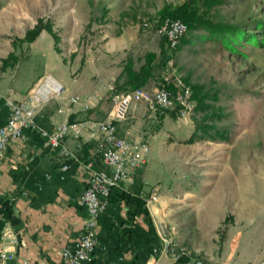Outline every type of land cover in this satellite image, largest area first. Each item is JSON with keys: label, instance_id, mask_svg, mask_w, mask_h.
<instances>
[{"label": "rangeland", "instance_id": "rangeland-1", "mask_svg": "<svg viewBox=\"0 0 264 264\" xmlns=\"http://www.w3.org/2000/svg\"><path fill=\"white\" fill-rule=\"evenodd\" d=\"M183 1L0 0V96L5 101L20 99L45 76L91 75V61L100 75H116L127 56L136 67L147 51L158 53L162 42L165 53L156 59L164 61L154 66L155 84L167 85L179 75L190 83L217 87L213 106L221 117L209 121L227 137L188 141L201 115L193 99L191 111L184 116L172 107L154 110L150 118L143 112L133 117L148 145L142 163L147 181L141 193L146 196L156 189L157 199L150 203L156 208L154 219L148 212L158 236L170 235L203 260L210 253L216 258L220 232L227 226V217L210 222L203 199L205 185L237 179L245 195H260V200L264 196V41L260 43L258 26V21L264 22V0H223L211 6L213 18L246 31L244 38L227 37L235 50L216 36H207L204 29L193 31L190 41L178 49L167 46L157 17L164 3ZM38 20L49 22L50 30L41 28L26 40V30ZM107 90H99L96 112L102 113L116 93ZM59 99L50 98L37 114L57 110ZM95 152L100 157V151Z\"/></svg>", "mask_w": 264, "mask_h": 264}, {"label": "crops", "instance_id": "crops-1", "mask_svg": "<svg viewBox=\"0 0 264 264\" xmlns=\"http://www.w3.org/2000/svg\"><path fill=\"white\" fill-rule=\"evenodd\" d=\"M125 61L117 66L116 75H100L92 61H89L91 75H52L63 84L64 90L57 110L37 114V124L50 130L53 123L64 118H103L110 101L102 113L96 112L101 102L97 98L99 90L103 88L106 91L109 86L116 92L130 88L127 76L122 72ZM132 64L134 66V61ZM155 83V75H151L142 85L150 89ZM73 93L79 95V100L70 103L68 96ZM86 100L92 105L83 109L81 103ZM146 108L141 101L130 103L126 118L116 121L118 133L129 141H142L133 117L143 112L150 118L154 113ZM24 133L23 144H7L0 158V200H8L16 219L15 223L5 220L1 227L17 236L13 257L8 259V264H21L22 260L25 264H60L61 247L70 246L83 227L86 213L76 199L86 184L89 169L103 166L95 152L97 143L86 134L79 137L66 135L57 146L50 148L43 144L44 137L38 131L24 130ZM63 149L72 156L65 155ZM63 163L68 164L64 170L60 167ZM143 164L134 170L133 180L121 183L120 187L131 192L144 191L147 180ZM205 186L203 199L207 212L209 210L210 222L216 224L227 217V226L220 232L222 240L216 258L210 253L204 254L203 260L207 264H248L260 258L264 254V196L260 200V195H245L244 185L237 183V179H232L231 183ZM124 208L122 206L119 212L123 214ZM147 208L154 219L152 210L156 208L153 209L152 205H147ZM110 216L112 218L113 215ZM160 216L159 213V218H162ZM136 219L141 222L140 218ZM108 245L97 238L92 261L84 264H122L127 255L116 257V250L109 249ZM146 264L176 263L167 252L160 250L157 255L149 256Z\"/></svg>", "mask_w": 264, "mask_h": 264}, {"label": "built area", "instance_id": "built-area-1", "mask_svg": "<svg viewBox=\"0 0 264 264\" xmlns=\"http://www.w3.org/2000/svg\"><path fill=\"white\" fill-rule=\"evenodd\" d=\"M159 31L165 36L168 46L175 47L185 31V24L177 17L167 16L159 26ZM163 79L166 80L167 76ZM44 80L45 77L38 80L22 98L5 101L8 105V112L5 121L0 125V158L7 144L14 142L23 144L24 130L38 131L44 137L43 144L50 148L57 146L66 135L79 137L86 134L96 141V148L100 151L103 166L89 169L86 184L76 199V203L83 207L86 213L83 227L70 246L65 245L60 249V264H84L90 260L97 243L98 219L106 206L110 188L120 186L123 182H131L134 170L145 162V155L148 151V145L145 142L129 141L120 135L116 121L126 118L129 104L132 102H144L146 107L152 111L178 105V116H184L191 111L193 101L190 97V88L177 75L174 77L178 86L175 90L169 89L164 81L155 84L150 89L142 86L128 88L110 96V106L103 118L78 120L64 118L53 123L52 128L47 130L37 124L35 116L46 101L52 97H60L64 87L55 79L51 85H45L44 89L39 90L38 87L44 84ZM108 88L111 89L112 86ZM68 99L70 103H75L79 100V95L73 93L68 96ZM91 105L89 100L81 103L83 109ZM62 152L72 156L66 149ZM67 166V163H63L60 167L64 170ZM156 199L155 188L144 196L146 205ZM161 241L160 250L167 252L176 264H207L201 258L193 256L189 249L175 242L170 235L161 237ZM16 243L17 236L13 232L6 228L0 230V264H8V259L13 257L12 250ZM150 257H153V253ZM25 263L24 260L21 261V264ZM248 264H264V254Z\"/></svg>", "mask_w": 264, "mask_h": 264}, {"label": "trees", "instance_id": "trees-1", "mask_svg": "<svg viewBox=\"0 0 264 264\" xmlns=\"http://www.w3.org/2000/svg\"><path fill=\"white\" fill-rule=\"evenodd\" d=\"M223 0H184L182 3L172 5L164 3L157 17V25H161L165 17H177L185 24V31L181 35L178 43L174 47L180 48L184 43L190 41V35L197 29L207 31V36L213 38L216 36L222 44L229 49H234L227 38H244L246 31L243 27H238L228 22H222L220 19L213 18L209 13L211 6L221 3ZM198 6L202 9L198 10ZM158 26V27H159ZM261 32V42L264 41V22L258 21ZM41 28L50 30V23L38 20L34 26L27 29L25 39L31 40ZM186 32V35L184 33ZM163 38L164 35H163ZM167 46L168 43L166 42ZM235 50V49H234ZM165 47L160 42L158 53L147 51L143 60L136 66H133L132 58L126 59L122 67V72L127 76V82L130 88L141 86L152 75L155 65H160L163 61H157V57L163 56ZM156 60V61H155ZM182 78V77H181ZM183 82L190 88V97L195 101L194 109L201 112L199 120L195 123V128L188 138H226L223 130L216 127V124L209 121L213 118L221 117L213 102L218 98L219 89L217 87H205L198 82H188L182 78ZM173 89L176 83L173 79L166 85ZM178 108V105L175 106ZM8 112V105L3 96H0V125L5 121ZM124 206L123 214L119 212ZM0 229L5 220L15 223L16 219L12 214L11 204L8 200H0ZM112 214V218L110 216ZM136 218H140L139 222ZM97 238L108 243L109 249L116 250V257L123 258L122 264H146V259L150 254L157 255L162 247L161 238L158 236L154 224L150 218L148 209L144 202V196L139 190L131 192L120 186H112L107 196L106 206L98 219ZM93 254V252H92ZM92 261V256L90 260Z\"/></svg>", "mask_w": 264, "mask_h": 264}, {"label": "bare ground", "instance_id": "bare-ground-1", "mask_svg": "<svg viewBox=\"0 0 264 264\" xmlns=\"http://www.w3.org/2000/svg\"><path fill=\"white\" fill-rule=\"evenodd\" d=\"M44 84L38 87L39 90L44 89L45 85H51L53 82H55V78L52 76H45Z\"/></svg>", "mask_w": 264, "mask_h": 264}]
</instances>
